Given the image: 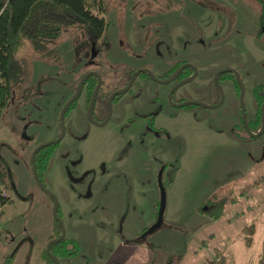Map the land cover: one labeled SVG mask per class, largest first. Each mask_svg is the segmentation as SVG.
I'll return each instance as SVG.
<instances>
[{"label": "rangeland", "instance_id": "374dc122", "mask_svg": "<svg viewBox=\"0 0 264 264\" xmlns=\"http://www.w3.org/2000/svg\"><path fill=\"white\" fill-rule=\"evenodd\" d=\"M98 1L92 9L105 19L103 44L95 47L73 27L41 50L24 40L15 56L14 97L0 118V177L12 198L0 215V264H41L39 252L55 234L49 193L65 237L79 248L59 264L223 257V264H256L264 238V132L240 140L231 85L219 108L178 109L166 102L167 86L138 78L102 126L88 120L83 92L40 172L48 193L36 183L31 153L60 134V111L88 71L101 75L107 93L123 87L130 67L160 75L185 59L199 75L174 99L207 104L211 74L230 66L243 79L248 119L257 110L255 93L264 90V26L255 0H102L103 11ZM103 105L98 97L96 111ZM148 112L157 114L153 125ZM162 200L161 222L151 231ZM251 222L247 247L242 228Z\"/></svg>", "mask_w": 264, "mask_h": 264}, {"label": "trees", "instance_id": "16d2710c", "mask_svg": "<svg viewBox=\"0 0 264 264\" xmlns=\"http://www.w3.org/2000/svg\"><path fill=\"white\" fill-rule=\"evenodd\" d=\"M92 1L0 0V118L3 109L14 97L12 83L14 76L19 71L15 56L24 40L29 41L35 49L41 50L45 43L59 37L69 28L79 27L83 29L92 45L95 47L99 45L98 40L103 35L106 23L102 15L93 13L94 0ZM255 1L259 4L260 23L264 26V0ZM97 3L100 5V11H103V1L99 0ZM260 96L262 98L264 94ZM52 148L53 146H50L39 150L35 156L39 177L40 172L46 167ZM11 202L9 189L2 186L0 177V215L2 208ZM55 228L59 232L57 223H55ZM242 232L244 244L248 247L251 245L255 233V223L244 225ZM67 242L64 240L53 244L51 252L65 256L76 254L72 247L68 248L69 245H65ZM43 253L42 264H53L45 249ZM223 258L218 261L209 260L204 264H223ZM256 264H264V238Z\"/></svg>", "mask_w": 264, "mask_h": 264}, {"label": "flooded vegetation", "instance_id": "af4514ba", "mask_svg": "<svg viewBox=\"0 0 264 264\" xmlns=\"http://www.w3.org/2000/svg\"><path fill=\"white\" fill-rule=\"evenodd\" d=\"M102 38L103 37H101L98 40V44L99 45L103 44V39ZM224 69H233L234 72H223V73H220V74H218L216 76V72L217 71L224 70ZM89 72H94V73L98 74L99 77L97 78L95 75L89 76L85 80V82H84V84L82 86V89H81V92H80L78 98L84 92L85 98H86V114H87V117H88V108H89V104H90V101H91V97H92V94L94 92V89H95V87L97 85V82H98V79H99L100 84H99V88H98V91H97L96 96H95L94 105H93L92 112H91L92 120H90L89 117H88V120L91 123H93L94 125H96V126H102V125H105V124H107L109 122V120L112 117L114 103L116 101L120 100L122 98V96H124L126 93H128L132 89V87L134 86V84L136 83L137 79L140 78V79H142V80H140L142 82L148 81V82H153V83H155L157 85H162V86L165 85V86H167L168 93H167V96H166V102H167V104L170 107H174V108H178V109L192 108L193 106H197V107H201V108L209 109V110L210 109L219 108L223 104V102H224V98H225V88L227 86L231 85L233 87L232 89L234 90V92L237 95L238 104H239V118L238 119H235L234 118L235 120H234L233 127H236L237 129H240L241 133H243L244 136L243 135H240V134L238 135L239 138H240V140H244V139H255V138L260 137L262 135V133L264 132V128H263L262 133L259 136H255V134H257L261 130L262 121L264 119L262 117V113H261V107H262V104L264 102V96L262 98L260 96L261 94H264V90L263 91H257L255 93V101H256V105H257V110H256V113H255V116L253 117V119H248L247 118V113H246V110H245V105H244V84H243V79L240 77L239 72L235 68H233V67L225 66V67H223L221 69H216L215 71H213V73L211 74L210 79L208 81L212 85L213 97H212V101L210 103H207V104L206 103L199 102V101H185L184 99H178V100L174 99V93H175V91L179 87H181L182 85H184V84H186V83H188L190 81L195 80L198 77V75H199L198 66L195 65V64L189 63L185 59L176 60L168 70L162 72L160 75L154 74L152 72V69L150 67H142V68H140V67L139 68L138 67H135V68L130 67L125 72L126 82L124 83L123 87H121L119 89H114V90H112L110 92H107V93L101 92V89L104 86V80L102 79L101 75L97 71H93V70L88 71L86 73H89ZM235 72L238 74L239 81L241 82L242 87H243L242 106L240 105L241 87H240L239 82L237 81V76H236V73ZM134 73L136 75L133 78L132 76L134 75ZM215 76H216V79H217V83L215 81ZM191 77H192V79L189 80L188 82H185V83L177 86L176 88H174L181 81H183L185 79H188V78H191ZM81 78L79 79V81L77 83V87H78V84H79ZM77 87L75 89V93L77 91ZM120 90H124V91L121 92V93H119V94H116L115 96H113L112 99H111V101H110V105H109V97H110V95H112L116 91H120ZM141 90L142 89H139V92L138 93H140ZM98 97H100V100H102V101L105 102V105L101 106L96 111V105H97ZM78 98L75 99L68 106V108L65 111L64 117H65L66 113H68V111L70 110V108H72L74 106V104L78 100ZM220 101H221V103H219ZM187 102H191V103H187ZM196 102L197 103L199 102V103L205 104V105H207V107H203V106L197 104ZM109 112H111L110 113V117L104 123V121L107 119V116H108ZM156 115H157L156 112H148L147 113V116H149V124L150 125H153L154 124L155 116ZM59 122H60V120H59ZM60 127H61V125H60ZM64 133H65V128H64ZM62 138L57 143L44 146L43 148H41L39 150L48 148L50 146H55L56 144H58L62 140ZM37 152H36V154H37ZM36 154H35V156H36ZM30 161H31V157H30ZM31 166H32V163H31ZM35 166H36V162H35ZM36 170H37V168H36ZM37 174H38V171H37ZM38 177H39V174H38ZM39 180H40V177H39ZM158 211H159V208H158ZM158 211H157V217H158ZM52 214H53V207H52ZM57 217L59 218L58 203H57ZM157 217H156V221H157ZM59 220H60V218H59ZM54 221L59 226V232L55 228L54 229L55 234L49 237V239H48L49 241L54 240V239H58L61 236V232H62V229H63V226L59 224V222H58V220L56 218H55ZM156 221H155V223H156ZM60 222H61V220H60ZM61 224H62V222H61ZM156 228H154V229H156ZM154 229H152V230H154ZM147 230H149V229H143V232H145ZM150 230H151V228H150ZM63 231H64V229H63ZM64 240L66 242L69 241L65 245H67V246L70 245V246H68V248H71L72 247L73 251H76V254H77L78 253V250H79L78 246L77 245H74L73 240L67 239L65 237V232H64V235H63L62 239H60L59 241H54V242L51 243V245H50V252H51V246L53 244L60 243L61 241H64ZM46 246H47V244H46ZM46 246L44 247V249H45L47 255L53 261V264H56L54 262V260L52 259V257L50 256V253L47 252ZM51 254L54 255L57 258V260H58L59 257H72V256H75L76 255V254H74L72 256H65V255H60V254H53L52 252H51ZM38 257H39V261H41V264H42L43 255H42L41 252H39V256ZM111 260H112L111 262L116 263V264H117L118 261H120V259H111ZM122 262L124 264L125 260L122 259ZM58 263H59V261H58Z\"/></svg>", "mask_w": 264, "mask_h": 264}, {"label": "water", "instance_id": "95a60500", "mask_svg": "<svg viewBox=\"0 0 264 264\" xmlns=\"http://www.w3.org/2000/svg\"><path fill=\"white\" fill-rule=\"evenodd\" d=\"M223 72H234V70H233V69L219 70V71L216 72V76H217L218 74H220V73H223ZM235 73H236V72H235ZM91 75H95L97 78L99 77L98 74H96V73H94V72L86 73V74L81 78V80H80V82H79V84H78V87H77V91H76V93H75V94L72 96V98H71L70 100H68V101L65 103V105L63 106V108H62V110H61V112H60V115H59V120H60V125H61V133H60V135H59L56 139H54V140H52V141H49V142H47V143H44V144H42V145L37 146V147L32 151V153H31V163H32V170H33L34 179H35L36 183L38 184V186H39L41 189H43V190H45V189H44V186L42 185L41 181L39 180V177H38V174H37V170H36V166H35V154H36V152H37L39 149L43 148L44 146L50 145V144H55V143H57V142L63 137V135H64V124H63V119H64L65 111H66V109L68 108V106H69V105H70L75 99L78 98V96H79V94H80V92H81V89H82V86H83L85 80H86L89 76H91ZM135 75H136V74L134 73V75H133L132 77L134 78ZM216 76H215V81H216V83H217ZM236 76H237V81L239 82L240 87H241L240 105L242 106L243 87H242L241 82L239 81V78H238V74H237V73H236ZM191 79H192V77H191V78H188V79H185V80H183V81H181V82L178 83L174 88H176L177 86H179V85H181V84H183V83H185V82H188V81L191 80ZM99 84H100V81H99V79H98L97 85H96V87H95V89H94V92H93V94H92L91 101H90L89 108H88V117H89L90 120H92L91 112H92V108H93V105H94L95 96H96V93H97L98 88H99ZM124 90H125V89H124ZM124 90L116 91L115 93H113L112 95H110V97H109V105H110V101H111L112 97L115 96L116 94H119V93L123 92ZM187 103H191V102H187ZM196 103H197V102H196ZM219 103H221V101H220ZM197 104H199V105H201V106H203V107H207V105L202 104V103H199V102H198ZM110 113H111V112H109V114H108V116H107V119L104 121V123H105V122L108 120V118L110 117ZM261 113H262V117L264 118V102H263L262 107H261ZM263 128H264V119H263V121H262L261 130H260L257 134H255V136H259V135L262 133ZM45 191H46V190H45ZM46 192L48 193V191H46ZM49 194H50V193H49ZM50 196H51L52 199H53V215H54V217L58 220L59 224L62 225L61 222H60V220H59V218L57 217V201H56L55 197H54L52 194H50ZM163 207H164V201L162 200L161 203H160L159 211H158L157 221H156L155 225H153V226L151 227V230L154 229V228H156V227L160 224V222H161V218H162ZM63 235H64V231H63V229H62L61 236H60L58 239H54V240L49 241V242L47 243V246H46V250H47V252L50 253V256L52 257V259L54 260V262H55L56 264H59V263H58L57 258H56L54 255L51 254V252H50V245H51L52 242H54V241H59L60 239H62Z\"/></svg>", "mask_w": 264, "mask_h": 264}]
</instances>
